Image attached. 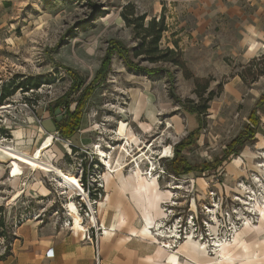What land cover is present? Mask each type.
<instances>
[{
    "label": "rangeland",
    "instance_id": "obj_1",
    "mask_svg": "<svg viewBox=\"0 0 264 264\" xmlns=\"http://www.w3.org/2000/svg\"><path fill=\"white\" fill-rule=\"evenodd\" d=\"M234 4L238 8L232 9ZM162 18L166 31L158 52L149 55L151 45L142 37L150 42L159 27L150 28L149 22ZM111 40L122 42L142 67L169 70L173 81L165 73L131 71L114 55L106 80L87 102L78 148L58 132L52 134H59L64 154L57 157L51 138L39 139L36 131L32 145L10 139L12 129L40 125L41 116L70 94L71 71L84 80L83 88L91 84ZM177 60L183 64L176 65ZM172 85L186 106L172 98ZM263 96L264 0H0V220L9 238L20 223L35 218L73 230L85 227V237L93 236L85 201L92 198L79 196L78 178L92 159L89 185H104L105 156L117 161L121 150L114 148L127 143L122 131L131 143L124 173L140 171L154 185L158 180L171 197L162 204L163 218L149 228L151 241L162 249L160 244L168 245L169 253L187 241L193 252L200 246L214 261L221 259L216 255L221 246L214 244L224 245L233 253L225 264L234 263L232 258L241 259L242 240L254 245L264 239V109L242 162L231 156L218 169L183 176L169 173L167 163L176 145L196 129L199 137L182 157L195 166L214 163L252 127L249 116ZM69 97L73 111L79 94ZM192 104L207 111L200 118L190 115L187 105ZM60 110L63 115L65 107ZM41 125L47 132L54 129L50 122ZM154 167L161 172L158 179L145 174ZM101 192L99 202L108 194L105 185ZM161 231L164 239L157 237ZM1 240L7 251L11 241Z\"/></svg>",
    "mask_w": 264,
    "mask_h": 264
},
{
    "label": "crops",
    "instance_id": "obj_2",
    "mask_svg": "<svg viewBox=\"0 0 264 264\" xmlns=\"http://www.w3.org/2000/svg\"><path fill=\"white\" fill-rule=\"evenodd\" d=\"M236 6L234 4L232 9L238 8ZM45 122H50L54 129L47 132L41 125ZM39 124L18 130L12 129L9 132L10 139L19 140L18 144L25 147L33 144L32 134L35 131L38 135H42L39 139L57 132L49 112L45 117L41 116ZM79 134L65 140L73 149L79 146L81 140ZM84 141L88 144L92 142L91 139ZM52 143L51 151L55 156H63V149H60L62 141L57 142L60 146L55 141ZM20 151L30 155L29 151L24 149ZM243 151L235 156L240 157L241 162L245 158ZM121 174L106 172L104 174L108 194L97 206L98 220L104 230L98 241L87 240L85 234L81 232L83 229L73 230L53 221L45 222L44 219H27L14 230L10 239L11 246L7 251L3 249L4 244L0 238V264H225L227 262L214 261V258L203 255L201 249L197 247L193 252L194 246L187 241L177 252L169 253L158 247V244L150 239L149 228H153L157 221L163 218L162 204L171 198L169 191H163L157 180L158 185L148 182L147 185L140 181L143 192H133L132 176L126 175V172ZM261 224H264V218ZM253 242L254 245L242 240L239 247L243 248L241 259L232 258L234 262L232 264H253L258 260L263 261L261 264H264V239ZM227 249L231 250L229 247ZM49 250L53 251V256L48 255Z\"/></svg>",
    "mask_w": 264,
    "mask_h": 264
},
{
    "label": "trees",
    "instance_id": "obj_3",
    "mask_svg": "<svg viewBox=\"0 0 264 264\" xmlns=\"http://www.w3.org/2000/svg\"><path fill=\"white\" fill-rule=\"evenodd\" d=\"M123 18L127 22L128 25H131V21L128 18L127 13L124 12ZM145 17H141L140 20H144ZM150 28L159 27L156 32V35L150 42H147V37L144 35L142 39L144 40V45L147 43L151 45L152 51L149 55L158 52L159 42L162 39L163 33L166 31L165 22L162 18L159 22H156L155 19L149 22ZM114 55H118L127 66L128 69L134 72L142 73L147 76H155L158 74L165 73L168 75L170 81H173L174 76L170 73L169 70L163 68H154L150 69L147 67H142L141 65L135 63L132 58L130 51L126 48V46L116 40H111L109 42V47L107 49L106 55L102 62L100 69L98 70L96 77L92 81L91 84L84 87V80L80 77L78 73L70 72V78L72 80L71 91L69 95H66L60 98L53 107H50L49 112L53 118L56 131L63 137V139H71L81 130V125L83 118L86 114L85 109L87 102L92 97L96 85H99L103 81L106 80L108 73L111 68L112 58ZM157 61V59H154ZM155 62V61H154ZM176 65L181 66L183 62L181 60L175 61ZM79 94V99L76 101V106L73 111H70V95ZM172 98L179 103L180 105L186 106L182 103L181 99L176 96L173 85L171 90ZM212 98H209L211 101ZM61 106L65 107V111L63 115L58 112H62L60 110ZM189 106L187 111L190 115H194L198 118L201 117L203 113L207 111V107L201 108L196 105H187ZM264 109V96L260 98L254 109L252 110L249 120L252 127L247 126L242 132L238 134L236 138H234L226 147L223 152V155L216 159L214 163H204L199 166L189 164L184 157H182V151L186 148L192 146L199 137V129L191 132L189 136L184 139L182 142L176 145L175 156L172 160L167 163V169L169 173L174 174L175 176H183L188 174H202L205 171H213L222 166L231 156H238L244 150L248 142L254 141L256 138V134L258 133L260 119L259 113ZM58 114V115H57ZM65 114V115H64ZM61 115V116H59ZM10 236L8 235V230L5 227V222L0 220V238L5 239L6 241H10ZM9 249V248H8Z\"/></svg>",
    "mask_w": 264,
    "mask_h": 264
},
{
    "label": "built area",
    "instance_id": "obj_4",
    "mask_svg": "<svg viewBox=\"0 0 264 264\" xmlns=\"http://www.w3.org/2000/svg\"><path fill=\"white\" fill-rule=\"evenodd\" d=\"M51 138H52L53 142L60 140L59 134H57V135L53 134V135H51ZM67 146L70 147L69 145H67ZM69 151H70V149H69ZM69 154H71V153H69ZM92 164H93V160L91 159L90 163L87 166V170H84V169L82 170L83 175L80 178H78V181H79L81 187L83 188V190L86 192L87 197H89V195H91V198H92V199H90L92 201V204H91L90 200H88L89 206L86 205V203H85V205L88 208V210L86 211V216H87V218L90 219L91 229L94 230V235L91 236V234H87L86 238L88 240H98V238L103 234L104 230H103V227L101 226V224L98 222V219H97V217H98L97 206L99 203V198L102 197L101 189L104 188L105 182H104V185L101 184V185H98L97 188L95 186H93L91 188V186L89 185V182H90V177H91L90 173H92ZM156 173H157V170H156V167H154V168L149 169L145 174L148 177L153 175L155 178L158 179L160 177L161 172H158L157 174ZM83 178H84V180H83ZM103 181H104V179H103ZM92 206H94V209H92ZM83 224H84V221H83ZM87 231L88 230L85 229V233H88ZM1 239H3V238H1ZM3 240H5V239H3ZM4 250H6V247L4 248ZM48 255L53 256V251L49 250Z\"/></svg>",
    "mask_w": 264,
    "mask_h": 264
},
{
    "label": "bare ground",
    "instance_id": "obj_5",
    "mask_svg": "<svg viewBox=\"0 0 264 264\" xmlns=\"http://www.w3.org/2000/svg\"><path fill=\"white\" fill-rule=\"evenodd\" d=\"M152 122H154V118H153V121ZM123 126V125H122ZM119 136H122L123 138L121 139V140H124V139H126L127 138V143L125 144V145H120L119 147H116V148H114V151H119V150H117V149H120L121 151H120V153H119V157H118V160L116 161V160H113V158H112V154H110V153H107V155L105 156L106 158H105V166H107V172L108 173H110V174H113L114 172L115 173H124V171H125V161H126V158H125V155H124V153H126V155L127 156H129L130 157V155H129V153H128V150H127V147L131 144L130 143V141L128 140V137L127 136H124V134H123V132L122 131H120L119 132ZM49 137L51 138V135H49ZM51 140H52V138H51ZM130 143V144H129ZM129 148V147H128ZM8 153H11V152H8ZM102 153V152H101ZM260 166H264V164H262V165H260ZM121 174V175H122ZM130 176H132V178H133V180L134 181H138L139 182V185H141L140 184V181H142L143 183H146L147 184V182H145V179L143 178V175L140 173V171H137V172H134L132 175H130ZM103 178H104V175H103ZM105 181V180H104ZM79 182V181H78ZM129 183V182H128ZM148 185V184H147ZM134 186V185H133ZM129 188H130V184H129ZM81 189H82V191L80 192V194H79V196H82V197H84L85 196V191L83 190V188L81 187ZM131 189V188H130ZM137 191H139V192H143L142 190H141V188H140V186L138 187V188H135V187H133V192H137ZM86 198H87V195H86ZM84 199V198H83ZM85 200V199H84ZM86 202H88V198H87V200H85ZM255 201V200H254ZM100 203V202H99ZM264 207V206H263ZM81 215V214H80ZM72 220V219H71ZM82 226L84 227V225H83V218H82ZM71 225H73V220H72V224ZM158 229L159 230H161L162 229V227H160V225H158ZM82 233L83 232H85V227H84V229H83V231H81ZM163 234V232L161 231V233H158L157 234V237L158 238H165V236H167V235H162ZM168 238V237H167ZM158 243V242H157ZM223 243V242H222ZM237 243H241V241H240V239L238 240V242ZM197 244V243H196ZM220 244V243H219ZM242 244V243H241ZM162 247H165V248H168L169 246L168 245H165V244H160ZM199 245V244H198ZM218 246H221V250L219 251V252H217L216 253V255H217V258L219 259V258H221V259H219L221 262H226V261H229L230 260V258L232 257V255L230 254V251L229 250H227V247L226 246H224V245H218V244H214V247H217V249L219 248ZM243 247V246H242ZM164 248V249H165ZM197 248L199 249H201L202 250V247H198L197 246ZM215 249V248H214ZM235 249V248H234ZM205 256H207V255H205ZM212 258V257H211ZM251 260V259H250Z\"/></svg>",
    "mask_w": 264,
    "mask_h": 264
}]
</instances>
